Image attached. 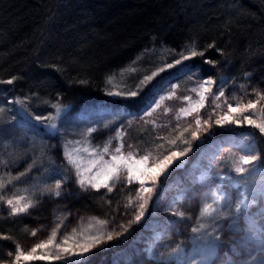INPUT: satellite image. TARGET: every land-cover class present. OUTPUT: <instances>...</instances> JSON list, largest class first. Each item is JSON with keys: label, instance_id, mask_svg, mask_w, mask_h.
I'll return each mask as SVG.
<instances>
[{"label": "trees", "instance_id": "obj_1", "mask_svg": "<svg viewBox=\"0 0 264 264\" xmlns=\"http://www.w3.org/2000/svg\"><path fill=\"white\" fill-rule=\"evenodd\" d=\"M210 44L214 47L209 48ZM193 47L204 55L186 62L183 73L198 69L202 81L213 83L214 94L223 91L224 100L239 96L246 104L251 100L256 107L250 115L264 120V0H0V80L17 78L12 84L0 83V109L10 118L11 101L30 104L34 100L61 105L67 110L65 119L87 107H109L113 112L121 107L129 115L138 114L147 101L111 100L108 78L140 54L160 49L190 54ZM180 72L174 70L166 78L180 79ZM152 91L146 92L148 98ZM45 107L49 106H41ZM209 108L204 114L208 117ZM21 134L42 143L25 155L27 170L45 164L51 167V161L58 168L42 180L40 192L30 195L34 207L29 212L10 215V207L0 200V264H14L17 245L27 253L49 239L54 229V242L61 243L60 249L70 245L75 250L93 241L90 237H104L80 258L83 264H264L262 199L248 218L234 212L232 200L213 218L200 216L207 187L200 178L210 156L249 137L258 150V171L264 173V136L245 122L211 124L206 133L197 134V140L188 145L192 151L186 168H175L161 182L146 217L139 222L134 220L137 186L120 183L109 193L83 189L73 174L66 177L59 170L60 146L48 140L43 129L7 123L0 138ZM144 136L145 132L138 137ZM33 154L35 161L30 160ZM19 157L9 156L2 173L13 177ZM58 180L63 182L61 194L53 196ZM12 187L4 184L0 196ZM177 210L184 216L175 215ZM253 218L260 223L261 236L248 229ZM194 228L198 235H193ZM108 234L113 235L111 241ZM207 244L214 258L205 263L212 250L204 248ZM78 259L32 264H73Z\"/></svg>", "mask_w": 264, "mask_h": 264}, {"label": "rangeland", "instance_id": "obj_2", "mask_svg": "<svg viewBox=\"0 0 264 264\" xmlns=\"http://www.w3.org/2000/svg\"><path fill=\"white\" fill-rule=\"evenodd\" d=\"M183 56H189V59L184 60L182 58ZM191 58L192 56L187 52L184 54H173V52L168 49L151 50L143 55H138L128 67L112 75L111 83L107 80V97L111 100L127 102L138 99L140 104L144 100L147 101L142 109H139L138 114L132 113V115H129L128 112H123L121 107L117 112H113L109 107L98 109L95 107H87L65 119L64 116L67 114V110L61 107L60 111L57 112V109L53 107V105L56 104L49 105L48 102L34 100L28 104L23 100H19L23 101V105L21 104V106L31 118L29 121L23 122L18 118V109L16 106L18 100H13L9 106V110L12 112L10 118H7L8 116L5 109L0 111V137L7 123H19L23 127H28L31 130L37 131V129L39 130L41 128L39 126L40 124H47L55 117L63 116L62 120H65V122L61 124L55 139L49 138L50 135H48L45 130L44 133L48 140H52L56 142L54 144L60 146L61 158L58 159L57 157V159L62 163V166H59V170L63 172L66 177H70V174H73L79 187H81L78 182L80 177L77 176L76 164L80 165L81 175L85 179V186L81 188L109 193L104 187L99 189L91 187L87 181L89 178L95 176L97 172L103 175L108 170L109 165L113 163V155L123 156L129 163H134L137 160H141L144 156H147L148 159L145 161L144 167L151 168L153 164L163 161L164 157L170 155L172 152L178 154L184 152L185 155H178L172 160V163L167 166L165 174H167L168 178L179 164L188 163L187 156L192 151V148L188 145L195 139L197 140V135L193 137V132L196 134H200V132L206 133L211 124H216L217 119L229 112L228 104H231L233 108H236L237 104H239L240 109L246 105L245 101L239 96H234L228 100H224L222 97L217 98L218 95L213 93V83H206L211 80L202 81L198 69L183 73L184 64L189 62ZM177 59L181 60L180 64L175 63ZM168 64H172L173 67L168 68ZM161 67L165 68L163 72L159 71ZM174 70L181 71L179 74H181L182 77L180 79H167L169 77L166 78V75L174 72ZM153 72H156L157 75L154 76L151 81L145 82L142 86L143 91L139 92L136 97L108 95L109 92L119 91L126 93L129 90H137L136 86L140 84V81L143 80L145 76H151ZM205 89H207V91ZM150 90H153L152 92L154 93L148 98L146 92ZM201 95L204 97L203 101H201ZM153 101H155V103H153ZM201 103H203V107L200 106ZM44 105L49 107L41 108V106ZM210 106H212V109L208 117L204 114L207 113ZM240 109H237L236 112L229 113V119L225 120L223 124L231 123L229 121L232 118L243 120V116L250 115V112L253 111V109H249L248 112H241ZM112 113L115 115H111ZM37 115H41L45 117V119L43 121H37L35 120V116ZM250 116L257 122H261L256 116L254 117L253 113H251ZM197 118L201 120L199 126L195 123ZM205 121H207V123H205ZM245 124L249 126L246 122ZM142 132H145L147 136L142 138L138 137L139 135H143ZM28 136L27 134H21L20 136H13L9 139L0 138V184L4 185L9 183L13 186L11 192L1 195L5 202L8 199H13L15 203L17 197H24L21 203L31 200L30 195H34L41 191L42 180L47 179L51 175L48 174L54 172L55 166L58 168V164L53 161L48 163V161L47 163L51 167H47L45 164L39 169H34L31 172L27 170L25 155L30 153L31 150H37L39 146H42L39 140H34L35 138L33 136ZM105 145L108 147L107 152L104 151ZM117 147L121 148L120 153H115V148ZM14 154L20 155V157L18 158V164L14 166L15 172L13 171V173L15 174H13L12 177L11 174H8L9 176L3 174L1 166H5L7 163L9 164L10 160L8 157ZM245 155L256 156L257 159L245 165L241 163V159ZM69 157H71L74 163L69 162ZM21 158H23V160ZM35 159L36 156L33 154L30 160L35 161ZM258 160L257 147L254 143H251L249 137L236 140L229 147L222 148L215 153V155L210 156L207 160V170L200 178L201 183L207 184L201 201L200 216H202L201 209L205 204H212L215 211L212 212L211 215L202 217L213 218L223 212L226 201L232 200L234 212L238 216L248 218L251 209L257 206L259 200L262 199L264 201V173L258 171ZM93 161L95 162L94 165ZM199 163L200 166L203 162L200 161ZM19 166L21 167L19 168ZM238 166L243 167L245 171L243 173H238L236 171ZM88 169H91V171ZM157 171H159V169H157ZM21 173L24 175H21ZM34 173L36 174L35 176ZM119 175V181L114 179L108 182L112 187V191L120 183H129L126 179V170L123 166L121 167ZM149 175L152 174L149 173ZM164 180L165 176L161 175L155 184L151 180H146L145 184L141 186L139 181L135 179L129 183L137 186L139 189L136 215L140 211L139 205L141 203L145 204L143 209L144 215L141 217L140 221H143L146 217L153 197L159 185ZM95 182L96 181L93 180V183ZM62 184L63 182L61 186ZM142 187L151 188L152 191L150 193H144ZM55 191L56 184L51 193L53 196H56L54 195ZM213 193L223 194L224 199L220 200L218 203H213ZM141 196L143 199H140ZM243 197H247L249 201L248 206L247 208H241L240 211H237V205ZM8 207L10 206L8 205ZM31 209L32 207L29 208L27 212ZM249 222L252 223H250L248 227L251 233L253 235L257 233V235L261 236V229L259 228L260 223L254 218ZM193 235H198V232L196 231ZM99 239L100 242H102L104 237ZM93 243V241H90L86 244ZM56 244L58 243L54 242L49 245V248L52 249H48V247H46L47 249H38L36 255H61L70 257L69 259H80V257L71 256V253L78 252L80 247H75V250H73V247L68 245L66 248L69 249V253H63L61 249L56 247ZM96 245L97 244H95L91 250L98 246ZM78 246H80V244ZM204 248L210 249L212 247L207 244ZM212 252L213 248L210 251L209 257L204 255L203 260L207 257L205 263L212 257L214 258ZM59 260L37 259L24 261L23 258H21L18 263L32 264L36 261L50 263ZM200 260L202 261V259Z\"/></svg>", "mask_w": 264, "mask_h": 264}, {"label": "snow or ice", "instance_id": "obj_3", "mask_svg": "<svg viewBox=\"0 0 264 264\" xmlns=\"http://www.w3.org/2000/svg\"><path fill=\"white\" fill-rule=\"evenodd\" d=\"M208 47L212 48V47H214V45L210 44ZM190 54L192 57H195L197 55H201V56L204 55L203 52H197L195 50V47L192 48ZM182 58L184 60H187V59H189V56H183ZM175 63L180 64L181 60L177 59L175 61ZM167 67L171 68V67H173V65L168 64ZM164 70H165L164 67H161L159 69L160 72H163ZM156 75H157V73L153 72L151 76H145L144 79L140 81V84L136 86L137 90H129L126 93L119 92V91L109 92L108 95H110V96L136 97L139 94V92L143 91L142 86L145 84V82L151 81L153 79V77ZM16 79H17L16 77H12V78L7 79V80H0V83L12 84ZM111 80H112V77H109L108 82L111 83ZM79 83L83 84V83H86V81L80 80ZM206 83H211V81H208ZM202 87H203V85H202ZM205 90L207 91V89H205ZM220 96H224L223 91L218 92L217 98H219ZM261 99L264 100V95H261ZM203 100H204V97H203V95H201V101H203ZM17 103H20L23 105V101L18 100ZM153 103H155V101H153ZM200 106L203 107V103H201ZM53 107L57 109V112H59L61 109V105H53ZM255 107H256V105L251 100H249L248 103L242 109H240L239 104H237L236 108H233V106L231 104H228L229 112L225 113L223 116H221L219 119H217L216 124L222 125L225 120L229 119V113L236 112L237 109H240L241 112H248L249 109H254ZM0 111H2V109H0ZM261 111H264V109H261ZM146 114H150V113H146ZM44 119H45V117H43L41 115L35 116V120H37V121H43ZM229 122L236 124V125H240L242 122H246L249 126H252L255 129H258V131L261 135H264V120H262L261 122H257L255 119L251 118L250 115H246V116H243V120L238 119V118H232ZM195 123L197 126H199L201 124V120L199 118H197ZM205 123H207V121H205ZM50 127L55 128V125L52 124V125H50ZM192 135H193V137H196L197 134L195 132H193ZM104 151L105 152L108 151L107 145H105ZM120 152H121L120 147L115 148V153H120ZM178 155L183 156V155H185V153L181 152L178 154L176 152H172V153H170V155L164 157L163 161H159L158 163L153 164V166L151 168L144 167V163L148 159L147 156H144L141 160H137L134 163H129L128 161H126L124 159L123 156L113 155L112 156L113 163L111 165H109L108 170L103 175H101V173L97 172L95 176L88 179L87 183L90 184L91 187H93V188L99 189L101 187H104L109 192H111L112 187L109 185L108 182L110 180H114V179L117 181L120 180L119 173H120L121 167L123 166V168L126 170V179L129 183H131V181L133 179H135V180L139 181L141 186H143L145 184L146 180H151L155 184L157 179L161 175H164L165 179H167V174H165V170L167 169V166L172 163V160L174 158H176ZM256 159H257L256 156L245 155L244 157H242L241 163L245 164V165L250 164L253 161H255ZM69 162L74 163V161L71 160V157H69ZM94 164H95V162L93 161V165ZM75 167L77 169V176L80 177L78 182H79L81 187H84L85 186V179L81 175L80 165L76 164ZM157 169H159V171H157ZM88 170L91 171V169H88ZM236 171L238 173H243L245 171V169L241 166H238L236 168ZM149 173H151L152 175H149ZM21 175H24V174L21 173ZM93 180H95L96 182L93 183ZM0 187H3V185L0 184ZM60 187H61V181L58 180L56 182V191L54 192V195L59 196L61 194ZM142 191L144 193H150L152 191V189L148 188V187H142ZM213 198H214L213 203H218L220 200L224 199V196H223V194L213 193ZM140 199H143V197L141 196ZM0 200H3L2 196H0ZM22 200H24V197H17L15 200V203L13 202V199H8L6 201V203L10 206V213H9L10 215L15 216V215L20 214V213H25L28 211L29 208L34 207V204L31 200H28L27 202L21 203ZM248 203H249V201H248L247 197H243L240 200L239 204L237 205L236 210L240 211L241 208H247ZM144 207H145L144 203H141L139 205L140 211L134 217V220L136 222H139L141 220V217L144 215V212H143ZM214 211H215V209L213 208L212 204H205L203 206V208L201 209V215L202 216L211 215L212 212H214ZM174 214L178 215L180 217L184 216V212L178 211V210ZM100 223L105 224V223H107V221H100ZM57 227H59V226H57ZM200 227L203 228L204 225L201 224ZM73 231H75V230H73ZM193 231L196 232V231H198V229L194 228ZM32 234L35 235V231ZM116 235L119 236V235H121V233L117 232ZM56 237H57V231L54 229L52 231L49 239L35 244L34 247H32L31 250L27 253L23 252L20 249V246L17 245L14 264H18V262L21 260V258H23L24 261L37 260V259H39V260L69 259L70 257L61 256V255H55V256H53V255H46V256L36 255L38 249H43V248H46L49 245L53 244ZM2 238L3 239H9V237H6V236L2 237ZM90 239L93 240V242H94L93 244L80 245L79 246L80 250L78 252H72L71 256L83 258L85 256V254L88 253L93 246H95V244L100 243L99 237L93 236V237H90ZM112 239H113V235L108 234L107 240L111 241ZM63 243L67 244L68 239L64 238ZM56 247L58 249H60L61 246L58 243V244H56ZM61 251L63 253H69L68 248H63V249H61ZM9 255L11 256L12 253L9 252ZM73 264H83V260L82 259L75 260V261H73Z\"/></svg>", "mask_w": 264, "mask_h": 264}, {"label": "water", "instance_id": "obj_4", "mask_svg": "<svg viewBox=\"0 0 264 264\" xmlns=\"http://www.w3.org/2000/svg\"><path fill=\"white\" fill-rule=\"evenodd\" d=\"M17 109H18V113L19 115L24 118L25 121H29L31 118L30 116L27 114V112L25 111V109L21 106L20 103H16ZM65 115V113H64ZM62 119L63 116L61 117H55L54 119H52L49 123L47 124H40L39 126L45 130L47 132L48 135H50L51 137H57V134L60 130L61 124H62ZM54 124L55 128L50 127V125ZM186 164H179L178 167L176 168L177 171H181L183 169H185Z\"/></svg>", "mask_w": 264, "mask_h": 264}]
</instances>
